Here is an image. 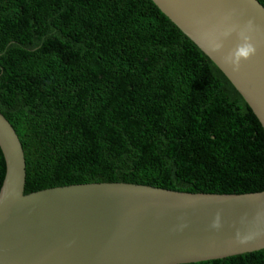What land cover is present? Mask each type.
Masks as SVG:
<instances>
[{
	"label": "trees",
	"instance_id": "1",
	"mask_svg": "<svg viewBox=\"0 0 264 264\" xmlns=\"http://www.w3.org/2000/svg\"><path fill=\"white\" fill-rule=\"evenodd\" d=\"M0 112L23 146L26 194L264 191L261 123L152 0H0ZM5 173L0 149V188ZM187 264H264V249Z\"/></svg>",
	"mask_w": 264,
	"mask_h": 264
},
{
	"label": "water",
	"instance_id": "2",
	"mask_svg": "<svg viewBox=\"0 0 264 264\" xmlns=\"http://www.w3.org/2000/svg\"><path fill=\"white\" fill-rule=\"evenodd\" d=\"M230 80L264 129V6L258 0H152ZM234 12L255 19L257 55L225 65L239 40L212 53L200 35ZM6 173L0 188V264H187L264 249V191L191 193L125 182L71 184L25 193L26 161L0 112Z\"/></svg>",
	"mask_w": 264,
	"mask_h": 264
},
{
	"label": "clouds",
	"instance_id": "3",
	"mask_svg": "<svg viewBox=\"0 0 264 264\" xmlns=\"http://www.w3.org/2000/svg\"><path fill=\"white\" fill-rule=\"evenodd\" d=\"M234 15V12L227 13L217 29L200 35V39L206 43L210 52L220 53L224 48V41L235 34L239 43L221 58L223 63L229 66L233 72H239L242 62L257 55L258 48L254 42V37L260 28L255 19H248L241 24L234 20Z\"/></svg>",
	"mask_w": 264,
	"mask_h": 264
}]
</instances>
